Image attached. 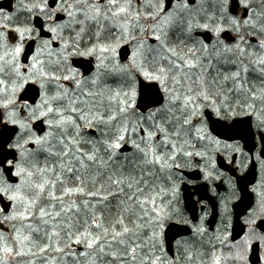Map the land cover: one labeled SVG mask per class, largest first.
<instances>
[{"label": "flooded vegetation", "instance_id": "af4514ba", "mask_svg": "<svg viewBox=\"0 0 264 264\" xmlns=\"http://www.w3.org/2000/svg\"><path fill=\"white\" fill-rule=\"evenodd\" d=\"M237 1V12H231V0H227V3L224 0H154V5L150 0H117V4L130 10V15L137 19L133 24L139 35L135 37L142 38L144 35L143 38L154 46L158 45L159 40L162 41L158 49L165 53L158 54L156 50L157 55L147 60L136 57L154 61V74L151 76L154 78L135 69L131 83L132 91L138 95L140 80L154 81L162 96L160 104L145 112L136 111L142 116L152 110L156 112L154 125H151L154 128V141L140 128L141 137L154 145V157H160L154 166L161 163L164 166L162 173L168 180L165 184L154 186L157 190L161 188V192H154V201L158 203L162 199L169 203L164 216L165 226L174 223L187 233L173 241V257L167 256V264H264V76L256 71L253 63L258 56L264 55V50L259 48L264 33H253L248 26H243V31L234 32L233 28L237 26L232 23L233 20L239 24L250 20L249 13H253L255 6L261 8L263 15L264 0H247L249 7L244 17L241 16L244 4L242 0ZM12 2L10 11L0 10V20L4 16L10 17L6 25H0V32L7 42L5 50L9 52V48L17 45L23 50L26 43L32 40L34 46L27 64L20 61V55L16 61L12 55L0 59V68L4 69L0 71V80L4 82L0 84V91L18 72L22 78L18 92L27 82H35L39 86V99L45 96L47 101V104L44 103L45 113L47 107L60 109L61 105L75 104L74 96H82L92 89L91 80L99 57L106 56V53L93 52L94 47L101 50L102 42L98 36H94L88 21L81 20L79 16L102 14L110 7L109 0H86V3L79 4L76 0H57L53 8L47 5L46 0L42 3V10H32L30 0H24V4H19V0ZM92 5L100 7L98 13ZM19 6L27 14L31 29L24 32L23 40L20 33L15 31L18 24L14 23ZM68 12L73 13L74 19ZM152 13L154 17L142 25V17H152ZM34 16L43 19L44 31L33 26ZM152 25L154 28L150 29ZM51 28H56V32L50 31ZM8 30L16 32L13 44L7 38ZM204 31L209 32L210 40L202 35ZM224 31L228 32V38L222 37ZM154 35L162 38L157 40ZM131 43V40L124 43L130 48V55L121 63L129 61ZM65 44L69 46L65 47ZM237 44L244 47L246 55H227L228 48ZM90 49L91 55L78 54L88 53ZM250 52L256 55H248ZM77 59L88 61L93 65L92 70L86 72L75 65L74 60ZM37 62L38 83L32 79L36 73L32 65ZM177 64L181 67H174ZM190 64L194 66L189 67ZM245 66L248 72L243 70ZM160 69L165 71L161 72ZM41 70L46 76L41 75ZM237 71L239 77L233 78V73ZM53 76L61 78L52 79ZM64 76L69 79H63ZM108 83L113 85L110 79ZM35 104L16 100L12 118L8 117L0 104L4 123L16 122L30 127L27 129L29 135L19 131L9 145L17 152L13 173H17L18 167L31 169L36 165L24 159L23 153L34 155L36 139L50 131L52 113L39 117L31 114ZM37 120H42L41 134L31 128ZM186 120L188 123H185ZM214 122L236 127L241 137L217 136L210 129ZM83 124L82 121L77 122L79 133L91 137L105 133V137H109L107 129L103 132L99 127ZM114 142L103 141V145ZM103 145L100 147L102 152L105 150ZM147 146L150 149L151 146ZM42 147H45L44 142L40 143ZM79 155L82 153L74 154L75 161ZM16 184L7 180L0 167V189L15 187ZM81 196L76 193L74 198L77 201ZM5 198L9 200L7 196ZM162 243L161 249L166 253L164 241Z\"/></svg>", "mask_w": 264, "mask_h": 264}, {"label": "rangeland", "instance_id": "374dc122", "mask_svg": "<svg viewBox=\"0 0 264 264\" xmlns=\"http://www.w3.org/2000/svg\"><path fill=\"white\" fill-rule=\"evenodd\" d=\"M43 1L46 2V0H30L32 3L31 9L42 10ZM150 2L154 5V0H150ZM22 3L24 4V0H19V4ZM119 7H122V4L110 5L107 11L94 16L95 19H86L89 28L94 31V36H98L101 40V49L105 48L103 44H107L108 51L101 52L97 49L98 47L93 48V52L106 53V56L99 57L98 66L96 65L91 80V83H93L92 89L86 91L82 96H74L75 104L70 105L68 103L61 105L60 109L54 108L64 117H71L74 123L57 127L56 121L60 119V116L54 111L51 116L50 131L47 132L49 134L46 136V133L42 137L45 147L40 148V143H36L37 149L34 155L23 153L24 159L36 165L31 169L23 168L25 173L23 176L17 175L19 178L18 183L15 187L7 188L9 190L7 193L0 191L8 197L15 193L17 191L16 186L20 185V195L25 198L18 202L12 201V208L8 214L3 215L0 211V219L9 224V230L7 231L9 233H3L0 230V261L3 264H153V262L155 264H166L164 253L157 249L161 245V240L156 232L158 229L161 231L160 224L165 221L166 208L162 203H159L158 208L154 207V192H161V188L157 190L154 186L165 184L168 180L167 176L162 173L164 166L161 163L154 166V162H152L154 161V145L147 138H142L140 134L141 127L147 135L152 131L151 139L154 141V128L152 129L151 125H154L156 112L152 110L143 116L138 114L135 109L136 93L132 91L131 83L135 69L143 75L147 72L152 76L154 74V61H146L147 58L157 55L156 50L158 54L165 53H163V50L158 49L162 41L159 40L158 45L154 46L143 38L144 35H142V38H136L135 36L138 33H136L133 23L137 19L130 15V10L118 13ZM260 9V7L255 6L251 14L248 27L253 33H258V30L264 27V14L262 15ZM18 10L14 15V23L18 24L17 26L21 29L29 28L27 14L21 10L20 6ZM114 12L118 14L114 16ZM79 17L84 20L85 17L91 18L93 16L89 14V16L82 15ZM153 17L154 13H152ZM146 24L147 21L142 25ZM0 25H6V21L4 19L0 20ZM252 25H255V27H252ZM243 26H245L244 23H240L238 30L237 27L233 28L234 32L243 31ZM152 28H154V25L150 27V29ZM258 34L262 35V33ZM0 36V57L8 58V55L14 57L15 47L9 48L10 53L7 52L5 50L7 49L6 38H3L1 32ZM154 37L157 36L154 35ZM130 40L132 42V54L128 62L121 63L118 49ZM237 45L229 47L228 49L232 50H227V55L245 56L246 54L241 55L239 52V48L244 47L240 45L237 48ZM136 57H142L146 60L137 59ZM38 66L39 63L33 69V71L36 70V73L32 78L37 83L40 80ZM108 79L113 85L108 83ZM21 81L22 78L14 73L12 80L5 83V87L0 91L1 105L6 104L9 99L13 101L8 104L9 111L12 108L14 112L13 104L16 101L18 92L16 88L19 87ZM5 88H7V91H4ZM44 97L40 98L31 108V114L39 117L41 112L46 110ZM73 108L76 109L75 112L72 111ZM121 108H125L126 111L121 113ZM11 114L12 112H10ZM81 115H84L86 119H81ZM111 116L116 118L109 121ZM81 121L84 122L83 125L88 127L107 129L109 133L107 136L110 138L104 137L103 140L105 141L114 142L118 135L123 134L125 139L121 142H125L133 150L129 149L119 155L120 152L117 148L114 149L113 153L112 149H107V145H103L105 147L104 152H102V149H99V153L94 152L95 162L88 161L87 155L93 154V152L83 151L82 147L87 145L86 141L84 143L83 140L76 139L78 134L75 127L77 122ZM88 121H91V124ZM28 128L30 129L29 126L24 124V127L21 128L22 134ZM26 135H29V132ZM62 140L63 143H61ZM69 141H72V143H69ZM89 141L91 142V140ZM134 144L144 149L147 156L134 147ZM147 145L152 146L149 149ZM77 147H79V153H82V155H79L78 160L75 161L72 154L78 152ZM65 150L68 151V155H60ZM41 155L50 157L48 161H44L46 165L41 164L37 159ZM114 158L118 159L114 160ZM81 160H83L86 167L81 166ZM49 161V166H47ZM68 168L74 170L69 172ZM82 168L87 171H82L79 174V179H77L78 175H76L77 170L75 169ZM38 169L48 170L41 173ZM28 171L33 172L34 176L27 177ZM159 175L163 176L159 177ZM57 176L60 177L59 180H57ZM22 179L27 182L22 183ZM45 179L56 181L54 191L60 199L52 200L48 197V192L53 191L52 185L49 184L46 186L47 191L38 200L35 207L30 208L28 213H25L27 219L17 217L16 219L6 220V216L25 212L27 199L34 198L38 191L33 187V184L43 183ZM117 180L121 183H114ZM130 183L131 188L129 187ZM76 188H83V193H78L82 196L77 201L74 198L77 192L65 193V189L74 190ZM87 190L89 192H86ZM88 193H94V195H88ZM105 195L108 199H103ZM166 203L169 205L167 201ZM42 207L46 208L51 215L41 218L39 209ZM44 221H47V223H44ZM96 224L101 226L96 227ZM124 228H127L128 231L124 232ZM35 229H39V231L37 232ZM105 229L108 230L107 236L104 235ZM114 231L120 232L121 235L113 239ZM70 235L71 240L69 239ZM97 235L101 237L100 244L105 246L104 253L99 251V244L89 249L86 247V243L76 244L73 242L77 238L86 241ZM17 236H19L18 239L14 238ZM24 236H28L29 239L24 240ZM109 245L111 246L109 247ZM45 246H47L46 251L40 252V248ZM7 247H11L13 251L10 253L5 251L4 249ZM77 247H82V249L79 250ZM57 248L60 251H57ZM17 252L22 254L18 256L16 255ZM81 253H88V255L82 256Z\"/></svg>", "mask_w": 264, "mask_h": 264}, {"label": "snow or ice", "instance_id": "6c2138e0", "mask_svg": "<svg viewBox=\"0 0 264 264\" xmlns=\"http://www.w3.org/2000/svg\"><path fill=\"white\" fill-rule=\"evenodd\" d=\"M81 2H85L86 3V0H76V3L77 4H79ZM224 3H227V0H224ZM242 3L244 4V7L245 8H248L249 7V4H248L247 0H242ZM109 4L111 6H116L117 0H109ZM45 7H47V5H45ZM69 7H71V6H69ZM92 7H94L96 9L97 13L99 12L100 7L98 5H92ZM126 11H127V9L125 7H119V9H118V13H123V12H126ZM118 13L114 12L113 15L115 16ZM68 15L74 19V16H73V13L72 12H68ZM249 17H251V12L249 13ZM9 19H10L9 16H4V20L5 21H7ZM85 19H95V17H91V18L85 17ZM79 23H83V21H80ZM232 23L237 26V30H238L239 29V22L236 21V20H233ZM249 24H250V20H245L244 21V25L245 26H249ZM204 27H207V25H204ZM252 27H255V25H252ZM15 31H17V32L20 33L21 40H23V38H24V32L31 31V29L30 28H27V27L21 29V28L18 27V28L15 29ZM50 31L56 32V28H51ZM82 31H83V29H82ZM218 31H219V29H218ZM258 33H264V27H261L258 30ZM258 33H256V34H258ZM156 39L159 40L160 37L157 36ZM241 39H243V37H241ZM68 46H69L68 44H65V47H68ZM237 48H239V45H237ZM259 48L262 49V50H264V39H261L260 44H259ZM21 50H22L21 46L20 45H17L15 47V49H14L15 56H19ZM112 50L114 51V49H112ZM169 50L171 51V49H169ZM231 50L232 49H228V51H231ZM101 51H108V49L107 48H102ZM239 52H240L241 55H244L245 49L239 48ZM78 54H81V55H84V54L91 55L92 54V50L90 49L88 51V53H78ZM248 55H256V53L255 52H250V53H248ZM15 56H14V59H15ZM0 59H3V58L0 57ZM232 63H236V62L235 61H232ZM253 63L256 65V71H258L260 75L264 76V55L258 56V58ZM35 66H36L35 64L32 65V67H35ZM193 66L194 65H191V64L189 65V67H193ZM174 67L180 68L181 65L177 64ZM243 70L245 72H248L249 71V69L246 66L244 67ZM0 71H4V69L3 68H0ZM160 71L161 72H164L165 70L164 69H160ZM16 74L18 75L19 73L17 72ZM144 74H145V76H148L149 78H152L149 73L145 72ZM41 75L42 76H46V73H44L43 70H41ZM238 77H239V71H237L236 73H233V78H238ZM51 78L52 79L59 80L61 77H59V76H53ZM63 79L67 80V79H69V77L68 76H64ZM156 79H160V78L159 77H156ZM161 82L163 83L164 81H161ZM3 83L4 82L2 80H0V84H3ZM41 86L43 87V85H41ZM4 91H7V88H5ZM53 99H56V97H53ZM190 99L191 98H189V100ZM12 102L13 101L11 99H9L8 102L6 104H4L3 106L4 107H7L8 104H10ZM187 102H189V101H186V103ZM45 104H47V101H45ZM54 111H56V114L58 116H60V119H58L56 121V126L57 127H63L65 124H72V123H74V121H73V119L71 117H64L63 115H61V113L59 111L55 110L52 107H47V113L41 112V115L44 116V115H47L49 113H53ZM72 111L75 112L76 109L73 108ZM125 111H126L125 108H121L120 109V112L121 113H123ZM115 118H116L115 116H111V117H109V121L114 120ZM81 119H86V117L84 115H81ZM49 123L51 125V122H49ZM88 123L91 124V121H88ZM185 123H188V121L186 120ZM22 127H23V125H22ZM78 132H79V126H77V133ZM149 136L151 137L152 136V133H149ZM42 139L43 138L37 139L36 143L37 144L41 143L42 142ZM124 139H125V136L123 134L118 135L116 137L114 143H108L107 144V149H112V148H117L118 149V148H120L121 147V143L120 142L123 141ZM61 143H63V140L61 141ZM69 143H72V141H69ZM134 147H136L139 151L144 152L145 156H147V152L144 149H141L139 147V145H135L134 144ZM77 151L78 152L80 151L79 147H77ZM52 154H56V153H52ZM60 155H68V151L65 150L63 153H60ZM86 158H87L88 161L95 162V160H96V156H95L94 153L93 154H90V155H87ZM109 159H111V157H109ZM159 161H160V157H154V161H152V162H159ZM146 162H148V161H146ZM9 163H11V162H9ZM81 166L82 167H86V165H84V163H83V160H81ZM47 170L48 169H38V171L41 172V173H43L44 171H47ZM67 170L69 172H72L73 171L72 168H68ZM24 173H25V169L18 167V171L15 174L16 175L23 176ZM33 176H34V173L33 172H31V171H28L27 172V177L31 178ZM59 179H60V177L57 176V180H59ZM26 182H27L26 180H23L22 179V183H26ZM55 183H56V181H50V180L45 179L43 181V183H35V184H33V187L35 189H37L38 191H37V193H36V195H35L34 198H28L27 199V201H26V207H25V212L24 213H14L11 216H6L5 219L6 220H10V219H16L17 217H19L21 219H27L28 217H27V215H25V213H28V210L30 208H34L35 207V205L37 204L38 200H40L43 197V194L45 193V191H47L46 186L49 185V184L52 185L53 191H49L48 192V197L50 199H52V200L60 199V197H57V195L55 194V191H54ZM114 183L119 184V183H121V181L117 180V181H114ZM16 187H17V191L15 193H13L12 195H9L8 196V199L11 200V201H13V202H18V201H21V200H24L25 199L23 196L20 195V191L19 190H20V187L21 186L20 185H17ZM129 187L130 188L132 187L131 183L129 184ZM0 191H3L5 193H7L8 189H0ZM73 191H75L77 193H83V188H76L74 190L73 189H65V193H71ZM88 195H94V193H88ZM106 198L107 197H103V199H106ZM129 198L131 199L132 197H129ZM39 213H40V217L41 218H43L45 216L51 215V213H49L46 210V208H43V207L39 209ZM57 215H59V213H57ZM44 223H47V221H44ZM95 226L96 227H100L101 225L96 224ZM35 231L38 232L39 229H35ZM127 231H128V229L127 228H124V232H127ZM104 235L105 236L108 235V230L107 229H105ZM120 235H121L120 232L114 231L113 232V239H115L116 237H119ZM14 238H17L18 239L19 236L14 237ZM23 239L24 240H28L29 237L28 236H24ZM69 239L71 240V235L69 236ZM100 240H101V237L99 235H97V236H95V237H93L91 239H87L86 241L84 239L77 238L73 242L76 243V244L86 243V247L89 248V249H91L94 246H96L97 244H99V251L101 253H104L105 246L103 244H100ZM121 243H122V241H121ZM110 246L111 245H109V247ZM46 248H47V246L41 247L40 248V252L46 251ZM4 250L7 251V252H9V253L13 251V249L11 247H7ZM57 251H60V249L57 248ZM21 254H22L21 252H17L16 253V255H18V256L21 255ZM81 255L82 256H86V255H88V253H81ZM0 264H3V262L0 261ZM153 264H155V262H153Z\"/></svg>", "mask_w": 264, "mask_h": 264}, {"label": "water", "instance_id": "95a60500", "mask_svg": "<svg viewBox=\"0 0 264 264\" xmlns=\"http://www.w3.org/2000/svg\"><path fill=\"white\" fill-rule=\"evenodd\" d=\"M54 1V0H52ZM51 6L54 5L53 2H50ZM239 7L237 0H232L230 4V11L236 12L237 8ZM5 8L7 10L11 9V2L8 0H2L0 1V9ZM247 9H244V12L242 16H246ZM33 23L35 26L40 27L42 31V22L39 17H35L33 20ZM203 36L206 38V40H210L209 38V32H203ZM228 32L225 31L222 33L223 38H228ZM253 39V38H252ZM33 46L34 41H30L25 45L24 51L21 56V62L27 63L28 57L33 52ZM120 58L123 60L125 59L128 54L129 50L127 46H123L119 49ZM74 64L77 66L82 67V69H85L86 72L89 70H92L93 65H90L88 61L77 59L74 60ZM39 97V87L32 83L28 82L25 84L24 88L18 95V101H27L30 104H34ZM162 96L160 93V90L158 89V86L154 82L145 83L142 80L139 81V90H138V97H137V103L136 107L140 111L147 110L150 107H153L154 105H158L161 103ZM214 122L211 125V131L215 133L216 135L220 137L228 138L230 136L232 137H241V135L238 133L236 127H228L224 124H215ZM32 129L35 130L38 134L43 132V124L42 120H37L32 124ZM18 128L15 125H10L8 123L2 122V110L0 108V167L3 168V172L7 178L8 181L16 183L18 178L13 174V164L7 166L6 162L8 160H11L12 163L16 160L17 153L13 148H9V144L13 140L14 136L17 134ZM30 147H32V144H30ZM130 149V146L127 144L123 145L119 151L124 152ZM0 206L4 212H8L11 206V202L4 199V197L0 194ZM186 206H188L186 202ZM0 228L3 230H8V228L3 226L2 223H0ZM185 233L184 230H181V227L176 225H169L165 230V243H166V250L169 254H172V241L174 238H176L178 235Z\"/></svg>", "mask_w": 264, "mask_h": 264}, {"label": "bare ground", "instance_id": "6f19581e", "mask_svg": "<svg viewBox=\"0 0 264 264\" xmlns=\"http://www.w3.org/2000/svg\"><path fill=\"white\" fill-rule=\"evenodd\" d=\"M149 19H152V17L151 16H149V17H142V23L144 24L145 23V21H147V23H149ZM143 20H145V21H143ZM105 48H107V44H105V46H104ZM3 109L7 112V115H8V117H10V118H12L13 117V110H12V108H11V111H9V108H8V106L7 107H4L3 106ZM2 109V110H3ZM10 112H12V114L10 115ZM2 118H3V113H2ZM10 125H15V126H17V128H18V131H20L21 133H22V130H21V128H22V125H23V127H24V124H18V123H11ZM27 132V130L25 131V133ZM78 134V138H76V139H81V140H83L84 141V143H85V141H86V144L87 145H85L84 147H82V150L83 151H85V150H88V151H90V152H97V153H99L100 152V147H101V145H103V141H105V140H103V137L104 136H102L101 134H99L97 137H95V136H92L91 137V135H86V134H84V133H77ZM89 140H91V142L89 141ZM76 153V152H75ZM74 153V154H75ZM96 153V154H97ZM74 154H72V156H73V158H74ZM38 160H39V162L42 164H45V162L44 161H48V159H50V157H44V156H40V158H37ZM49 163H50V161L47 163V166H49ZM46 165V164H45Z\"/></svg>", "mask_w": 264, "mask_h": 264}, {"label": "trees", "instance_id": "16d2710c", "mask_svg": "<svg viewBox=\"0 0 264 264\" xmlns=\"http://www.w3.org/2000/svg\"><path fill=\"white\" fill-rule=\"evenodd\" d=\"M102 131L105 132L106 129L104 128V129H102ZM100 134L102 135V133H100ZM103 134H104L103 136L105 137V136H106L105 133H103ZM136 163H139V162H136ZM127 166H128V165H127ZM82 171H87V170H78V171L76 172V175H78V176H77V179H78V177H79V174L82 173ZM105 197H106V195H105ZM107 199H108V198H107Z\"/></svg>", "mask_w": 264, "mask_h": 264}]
</instances>
